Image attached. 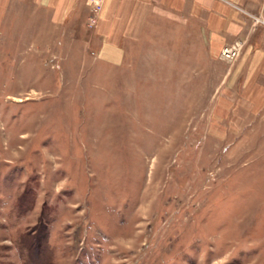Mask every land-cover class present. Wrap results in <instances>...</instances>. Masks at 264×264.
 <instances>
[{"label": "rangeland", "instance_id": "obj_1", "mask_svg": "<svg viewBox=\"0 0 264 264\" xmlns=\"http://www.w3.org/2000/svg\"><path fill=\"white\" fill-rule=\"evenodd\" d=\"M106 1L0 0V264H264V108L227 73L247 38L211 55L157 23L114 63Z\"/></svg>", "mask_w": 264, "mask_h": 264}, {"label": "crops", "instance_id": "obj_2", "mask_svg": "<svg viewBox=\"0 0 264 264\" xmlns=\"http://www.w3.org/2000/svg\"><path fill=\"white\" fill-rule=\"evenodd\" d=\"M79 1L82 2L40 0L42 5L55 8L56 16L64 7L79 6ZM75 12L77 8L64 14L61 20L72 22ZM249 14L260 15L264 21V0H107L92 34V43L97 54L120 63L127 54L123 40L150 38L151 35L146 32L155 28L157 23L162 28L168 23L184 24L185 29L191 32L190 37L203 40L211 55H218L220 47L226 42L247 38L240 58L228 66L227 73L235 75L239 68V84L243 83L247 88L256 86L255 91L243 92L246 97L253 95L246 100L254 103L256 110H263L264 27L251 30Z\"/></svg>", "mask_w": 264, "mask_h": 264}, {"label": "built area", "instance_id": "obj_3", "mask_svg": "<svg viewBox=\"0 0 264 264\" xmlns=\"http://www.w3.org/2000/svg\"><path fill=\"white\" fill-rule=\"evenodd\" d=\"M222 54L227 57V58H231L232 56H235L236 53L232 52L231 49H224L222 51Z\"/></svg>", "mask_w": 264, "mask_h": 264}]
</instances>
